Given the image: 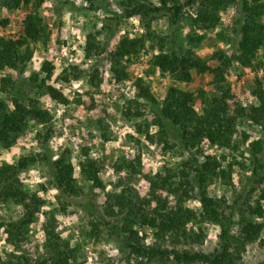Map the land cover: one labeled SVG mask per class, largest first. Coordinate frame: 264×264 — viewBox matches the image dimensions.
Returning a JSON list of instances; mask_svg holds the SVG:
<instances>
[{"label": "trees", "instance_id": "trees-1", "mask_svg": "<svg viewBox=\"0 0 264 264\" xmlns=\"http://www.w3.org/2000/svg\"><path fill=\"white\" fill-rule=\"evenodd\" d=\"M44 1L0 0L3 8L31 6L17 33L0 36V70L3 72L0 80V93H3L0 98V145L10 147L15 144L32 122L41 124L42 128L37 130L41 151L22 156L17 162H0V205L11 203L22 208L18 218L7 221L0 218V233L5 234L10 248L7 258H0V264H84L77 257V248L58 233L54 218H48L42 224L43 252L39 257L22 249L46 203L39 192L25 188L21 177V173L34 163L45 164L50 169V183L58 190L63 208L79 203L92 211L88 194L99 195L96 189L104 191L102 212L95 215L94 226L99 231L107 230L120 241L127 252L125 264H246L247 246L257 240L264 243V221L261 220L264 217V139L249 141L244 131L239 135V128L248 121L264 130V96L259 94L255 105H243L232 90L228 74L233 61L242 67L252 66L264 44V2L240 1L241 13L236 21L239 41L237 51L231 56L223 50H216L206 58L190 49L177 51L175 44L169 46L167 36L153 31L152 23L162 12L170 14L174 23L178 22L184 6L180 0H122L121 10H109L110 14L104 17L102 31H106L108 38L115 35L119 23L126 18H139L145 27L140 36L123 37L111 52V69L119 78L127 76L126 59L130 61L150 43V66L186 83L185 86H170L160 104L143 78L136 82L135 97L129 101L125 114L128 117L147 114L150 120L145 121L146 130H140L146 139L159 143L164 151L182 155L179 162L149 176V190L141 194L130 185L129 177L141 165L139 156L120 159L118 169H125L126 175L112 190L105 191L99 176L101 165L89 155L86 147L79 163L80 179L89 188L85 191L75 176V165L69 160L67 151L57 157L50 154L47 143L55 131L51 114L25 88L32 84L41 93L61 100L65 98L55 86L47 83L52 73L49 63L42 67L46 76L40 78L34 73L29 78L21 77L33 57L32 44L45 43L49 38L48 23L40 13ZM88 1L92 9L101 7L94 4L97 0ZM237 2L187 0L190 5L198 3L194 21L204 27L215 26L221 19L222 10ZM106 48L95 33L86 36L84 52L87 58L100 55ZM194 70L208 76V91L199 88L195 92L188 88ZM97 77L94 72L91 81L95 82ZM139 99L144 102L140 103ZM197 100L202 104L200 109L195 106ZM240 138H243L242 142L249 141L251 174L248 181L252 183V189L259 190L254 202L249 197L240 201L236 196L229 201L226 196H214L209 192L218 178L234 185V165L244 169L246 166L242 162H233L235 157L224 166L226 154L204 153L202 142L208 141L232 152L239 148ZM185 152L189 155L184 156ZM193 200L199 203L198 209L187 204ZM206 223L219 230L217 247L210 252L193 248L194 244L203 243ZM150 234L153 240L147 242Z\"/></svg>", "mask_w": 264, "mask_h": 264}, {"label": "rangeland", "instance_id": "rangeland-1", "mask_svg": "<svg viewBox=\"0 0 264 264\" xmlns=\"http://www.w3.org/2000/svg\"><path fill=\"white\" fill-rule=\"evenodd\" d=\"M122 0H97L94 4L101 6L90 8L88 0H45L40 7L41 15L48 23L49 38L47 42L33 43V57L24 68L21 77L29 78L37 73L40 78L47 72L42 69L49 63L52 67L47 83L55 86L65 100L54 98L39 92L35 85L29 84L25 90L39 99L43 107L51 114L54 132L48 140V148L53 157L67 151V156L75 165V176L79 183L88 191V184L80 179V158L87 147L89 155L101 165L99 176L105 185V191L112 190L120 178L126 175L125 169H118L121 158L133 159L139 156L141 165L130 177V185L141 194L149 190L148 177L165 166L179 162L182 155L176 156L173 151H164L162 145L146 139L147 114L142 117H128L125 114L129 101L133 100L136 92V82L143 78L151 92L163 104L167 90L172 85L185 86L174 75L159 68L150 66V43L130 61L124 62L127 76L122 79L111 69L110 54L115 50L120 40L127 36L142 35L145 27L139 18L123 19L115 35L107 37L103 29V19L110 11L121 10ZM222 10L221 19L212 27L197 25L198 3L188 4L187 0H180L183 6L181 18L177 23L172 21L170 14L160 13L152 23L153 31L161 36H167L169 46L175 44L177 51L190 49L201 57H208L216 50H223L229 56L237 51L239 35L237 33V19L240 17V1ZM264 2V0H262ZM172 4V3H171ZM30 5L18 8H3L0 6V36H10L17 33L23 25V20ZM264 22V17H263ZM95 33L106 50L98 56L87 58L84 48L86 36ZM156 52V51H155ZM97 74L95 82L91 81L92 74ZM16 74L15 71L12 72ZM193 79L188 88L197 91L199 88L209 90L208 76L194 70ZM3 72L0 70V80ZM228 81L239 101L245 105L258 103V95L264 96V44L257 52L250 67H242L236 61L232 62ZM3 93H0L2 98ZM140 103L144 101L138 100ZM195 106L200 109L199 100ZM41 124L32 122L25 134L10 147L0 145V162H17L20 157L32 152L41 151L37 139V130ZM154 130V127L151 128ZM239 135L244 131L249 141L264 139V130L251 122H244L239 128ZM235 151L224 150L216 145L203 141L201 147L204 153H214L217 156L226 154L223 165L232 159L242 162L245 168L235 164L232 172L234 185L226 184L216 179L210 186L209 192L214 196H226L232 201L236 196L240 201L249 197L252 202L258 196L259 190L252 189L248 181L251 170L248 142H242ZM185 152L184 156H188ZM203 158L202 156H200ZM235 160V161H234ZM123 176V177H122ZM21 177L25 188L39 192L45 199L43 213L39 220L32 225L28 239L23 243V251L39 257L43 252L41 238L42 224L49 219L55 220L58 233L64 240L77 248V257L84 264H125L127 252L122 244L107 230H96L95 215L102 212L104 191L96 189L99 195L88 194L93 204V210H87L79 203H71L65 208L59 203L58 190L51 182L50 169L45 164L34 163L26 168ZM125 182V181H124ZM236 190V191H235ZM95 191V192H96ZM81 200V199H80ZM93 202V203H92ZM192 208L198 209L195 200L187 202ZM22 208L14 204L0 205V218L7 221L21 216ZM264 221V217L261 219ZM206 236L202 244H194L196 250L210 252L218 244V228L210 223L204 224ZM98 233V234H97ZM264 236V233H263ZM153 240L150 234L147 242ZM9 245L5 234L0 233V258H7ZM246 264H264V243L257 240L249 244L244 253ZM149 264H157L151 262Z\"/></svg>", "mask_w": 264, "mask_h": 264}]
</instances>
